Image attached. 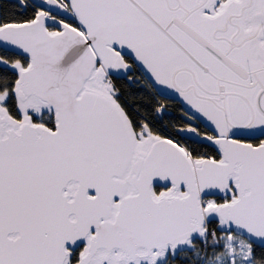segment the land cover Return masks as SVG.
Here are the masks:
<instances>
[{"label":"snow or ice","instance_id":"snow-or-ice-1","mask_svg":"<svg viewBox=\"0 0 264 264\" xmlns=\"http://www.w3.org/2000/svg\"><path fill=\"white\" fill-rule=\"evenodd\" d=\"M0 264H264V0H0Z\"/></svg>","mask_w":264,"mask_h":264}]
</instances>
